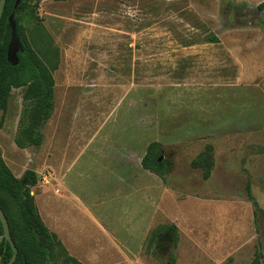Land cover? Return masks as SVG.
I'll return each mask as SVG.
<instances>
[{
	"label": "rangeland",
	"instance_id": "1",
	"mask_svg": "<svg viewBox=\"0 0 264 264\" xmlns=\"http://www.w3.org/2000/svg\"><path fill=\"white\" fill-rule=\"evenodd\" d=\"M261 1L31 0L19 11L52 67L53 112L42 143L18 148L23 89L13 88L0 109L1 154L16 177L36 172V212L69 255L251 264L264 243L253 203L264 212ZM247 25L257 29L237 33ZM152 142L163 177L141 165ZM207 145L204 179L191 162Z\"/></svg>",
	"mask_w": 264,
	"mask_h": 264
},
{
	"label": "trees",
	"instance_id": "2",
	"mask_svg": "<svg viewBox=\"0 0 264 264\" xmlns=\"http://www.w3.org/2000/svg\"><path fill=\"white\" fill-rule=\"evenodd\" d=\"M31 0H20L14 8L15 0H6L0 18V109L5 111L10 92L13 88H22L23 108L19 118V128L14 138L18 148L37 147L42 143V128L53 112L54 78L49 62L42 59L26 38L24 27L20 23L19 11L25 10ZM38 2L40 0H34ZM257 8L262 14L264 22V0ZM13 13L16 23V37L22 43L19 51V62L12 65L7 60V49L11 40V28L8 23L9 15ZM209 42H216L217 38H207ZM46 53V52H44ZM52 61V60H50ZM213 146L207 145L192 160V166L203 168V178L207 179L213 166ZM161 155L156 142L148 145L142 157L141 165L144 169L163 177L167 172V165L159 161ZM37 181L36 172L26 169L20 177H16L5 164L0 149V208L9 226V233L14 247L16 259L12 264H82L69 255L57 236L50 232L36 212L33 196L29 187ZM247 196L253 200L249 182L245 185ZM257 211L264 216L253 202ZM2 226L0 222V236ZM12 255L9 242L0 241V261L6 264ZM174 256L170 255L169 264L174 263ZM251 264H264V243H259L258 250Z\"/></svg>",
	"mask_w": 264,
	"mask_h": 264
},
{
	"label": "water",
	"instance_id": "3",
	"mask_svg": "<svg viewBox=\"0 0 264 264\" xmlns=\"http://www.w3.org/2000/svg\"><path fill=\"white\" fill-rule=\"evenodd\" d=\"M5 2H6V0H0V18H1L2 13H3ZM19 3H20V0H15L13 7L16 8ZM256 10L259 11L258 8H256ZM13 16H14V14L11 13L8 17V23H9V26L11 28V40L9 42L8 49H7V60L12 65H16L19 62V58H18L17 53L19 51H22V43L16 37V23L13 20ZM158 160H161V156H159ZM0 222H1V226H2V234L0 236V241L5 240V241L9 242V244L12 248V255L6 264H12L14 262V260L16 259L17 251H16V248L14 247L13 242L11 240L7 219H6L3 211L1 210V208H0Z\"/></svg>",
	"mask_w": 264,
	"mask_h": 264
},
{
	"label": "crops",
	"instance_id": "4",
	"mask_svg": "<svg viewBox=\"0 0 264 264\" xmlns=\"http://www.w3.org/2000/svg\"><path fill=\"white\" fill-rule=\"evenodd\" d=\"M262 15V14H261ZM245 30H238V32L237 33H243V32H250V31H255V29H257L255 26H251V25H247V26H245V27H243ZM232 33V32H231ZM254 42H255V40H254ZM238 57V59H237V61H238V65L240 66V69H239V71L240 72H242V68H241V65H242V61H241V57L240 56H237ZM238 79H239V77H238Z\"/></svg>",
	"mask_w": 264,
	"mask_h": 264
},
{
	"label": "flooded vegetation",
	"instance_id": "5",
	"mask_svg": "<svg viewBox=\"0 0 264 264\" xmlns=\"http://www.w3.org/2000/svg\"><path fill=\"white\" fill-rule=\"evenodd\" d=\"M161 156V160H162V155H160ZM161 160H159V161H161ZM163 161V160H162Z\"/></svg>",
	"mask_w": 264,
	"mask_h": 264
}]
</instances>
